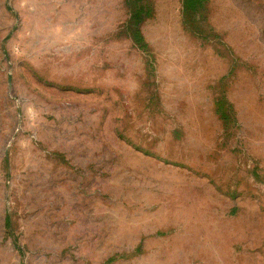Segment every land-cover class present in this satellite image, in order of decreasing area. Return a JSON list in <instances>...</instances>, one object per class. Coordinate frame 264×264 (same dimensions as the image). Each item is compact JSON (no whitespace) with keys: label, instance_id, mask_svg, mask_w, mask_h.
Instances as JSON below:
<instances>
[{"label":"rangeland","instance_id":"rangeland-1","mask_svg":"<svg viewBox=\"0 0 264 264\" xmlns=\"http://www.w3.org/2000/svg\"><path fill=\"white\" fill-rule=\"evenodd\" d=\"M0 0V264H264V0Z\"/></svg>","mask_w":264,"mask_h":264},{"label":"trees","instance_id":"trees-1","mask_svg":"<svg viewBox=\"0 0 264 264\" xmlns=\"http://www.w3.org/2000/svg\"><path fill=\"white\" fill-rule=\"evenodd\" d=\"M141 1L142 0H136L137 6L139 5L138 3H140ZM203 3H204V0H186L187 7L191 10H196V9L202 7ZM146 12H147L146 8L143 5H139L137 11L133 15V21H134V24L136 27L134 37L138 42H141L138 27L141 24V22L143 21L144 15L146 14Z\"/></svg>","mask_w":264,"mask_h":264}]
</instances>
